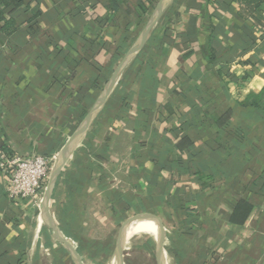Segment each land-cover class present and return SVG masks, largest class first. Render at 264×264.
<instances>
[{
  "label": "crops",
  "instance_id": "crops-1",
  "mask_svg": "<svg viewBox=\"0 0 264 264\" xmlns=\"http://www.w3.org/2000/svg\"><path fill=\"white\" fill-rule=\"evenodd\" d=\"M158 2L4 9L0 152L59 158ZM237 11L173 0L62 170L51 213L86 264L98 263L66 234L71 215L81 236L115 247L120 226L145 217L135 223L162 232L167 264H264V110L242 106L264 89V5L248 21ZM243 199L252 209L234 223ZM0 264H75L33 200H9L1 171ZM113 264H157L155 240L128 234Z\"/></svg>",
  "mask_w": 264,
  "mask_h": 264
},
{
  "label": "water",
  "instance_id": "water-1",
  "mask_svg": "<svg viewBox=\"0 0 264 264\" xmlns=\"http://www.w3.org/2000/svg\"><path fill=\"white\" fill-rule=\"evenodd\" d=\"M172 1L173 0H159L146 26L143 28L142 32L139 34L138 38L136 39L130 50L124 55V57L118 64L117 68L115 69V71L112 73L108 81L105 83L95 103L92 105V107L90 108L84 119L82 120L81 124L79 125L71 143L64 150L61 156L57 159L50 173L49 180L43 194L42 202L40 204L42 218L44 222L47 224V226L50 228V230L52 231L53 235L57 238V240L61 244H63V246L69 252L75 264H86V263L84 262L79 251L75 248L72 240H70L69 238L65 237L62 234L61 230L58 228L51 213L50 203L55 185L62 170L64 169L70 158L73 156V154L76 152L81 142L85 139L86 135L89 133L94 121L97 119L100 111L105 106L106 102L109 100L111 94L116 88L126 68L130 65L132 60L141 52L146 42L148 41V38L153 28L159 23L164 12L170 6ZM145 219H146L145 217L136 216L124 222L120 226L117 233L116 247L113 252V255L116 253V251H119L125 244L127 239L126 229L128 225ZM155 259L157 264H167L162 232L159 234L158 239L155 240Z\"/></svg>",
  "mask_w": 264,
  "mask_h": 264
},
{
  "label": "trees",
  "instance_id": "trees-1",
  "mask_svg": "<svg viewBox=\"0 0 264 264\" xmlns=\"http://www.w3.org/2000/svg\"><path fill=\"white\" fill-rule=\"evenodd\" d=\"M234 3L238 5L237 14L240 18L248 21L254 18L255 14L263 7L264 0H232ZM26 0H0V16L4 9H9L11 12L16 11L20 8ZM37 15V14H36ZM35 15V16H36ZM12 23V21H9ZM117 95L116 93L114 96ZM242 106L244 107H252L259 108L264 110V89L259 94H252L249 98L242 102ZM121 110H124L122 108ZM103 115H99L98 118L94 121L92 130L90 132L91 136H94L99 132L101 125L103 124ZM228 116H224L220 121L219 125H224L227 121ZM77 164V162H76ZM252 209V204H250L247 200H240L235 207L234 213L231 216V221L234 223L243 224L250 211ZM72 220L71 222H66V234L72 236L74 239L80 242V249L85 251L90 258H92L98 264H104V261L107 257L113 252L115 247V240L108 239L106 241H99L96 239H89L81 236L77 232V228L73 226L74 216H69ZM177 250H179V245L176 246ZM178 256V255H177Z\"/></svg>",
  "mask_w": 264,
  "mask_h": 264
},
{
  "label": "built area",
  "instance_id": "built-area-1",
  "mask_svg": "<svg viewBox=\"0 0 264 264\" xmlns=\"http://www.w3.org/2000/svg\"><path fill=\"white\" fill-rule=\"evenodd\" d=\"M58 157L0 152V171L5 191L12 202L31 199L40 207L50 173Z\"/></svg>",
  "mask_w": 264,
  "mask_h": 264
},
{
  "label": "bare ground",
  "instance_id": "bare-ground-1",
  "mask_svg": "<svg viewBox=\"0 0 264 264\" xmlns=\"http://www.w3.org/2000/svg\"><path fill=\"white\" fill-rule=\"evenodd\" d=\"M138 225H142V226L146 227L147 229H149L150 231H152L151 228H150V226L147 225V224L133 223V224L128 225V227L126 229L127 236H128V234L131 235V234H137V233H139V234H144V235L150 236L153 239L157 240V238L153 234L152 235L146 234L144 232V230H142L140 227H138ZM120 251H121V249L119 251H116V253L114 255H112V257L107 260V263L106 264H113V262L118 257Z\"/></svg>",
  "mask_w": 264,
  "mask_h": 264
}]
</instances>
